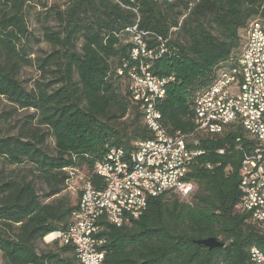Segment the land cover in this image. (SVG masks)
Returning a JSON list of instances; mask_svg holds the SVG:
<instances>
[{"label": "trees", "instance_id": "obj_1", "mask_svg": "<svg viewBox=\"0 0 264 264\" xmlns=\"http://www.w3.org/2000/svg\"><path fill=\"white\" fill-rule=\"evenodd\" d=\"M27 1L0 0V97L32 109L31 118L37 115L46 132L22 126L15 136L0 133V157L33 172L32 178H6L0 171L1 259L3 264H76L69 245L39 248L49 246L43 242L46 235L67 228L78 203L58 196L70 169L82 166L84 177L99 187L102 182L92 169L95 160L109 146L130 150L134 142L150 136L140 106L127 90L124 64L133 63L132 43H126L133 37L130 28L136 25L148 48L160 40L167 47L152 65L154 74L175 77L158 104L161 122L169 134L188 133L194 128L195 92L212 81L216 68L239 54L240 31L254 19L264 22V0H66L63 8L50 6L46 14L60 29L44 27V40L52 50L38 58V67L50 80L38 83L36 91H27L6 64L15 58L25 61V49L18 45L29 39ZM46 136L53 139V154L46 150ZM237 138L243 146L248 141L238 125L200 138L198 147L206 153L187 174L194 182L188 197L168 191L149 197L146 209L128 224L116 227L100 221L106 239L104 264H252L251 246L264 253V227L238 209L243 154L236 149ZM221 147L226 152L216 153ZM204 161L213 166L202 167ZM36 180L45 183L48 201L40 199ZM210 237L224 246L196 243Z\"/></svg>", "mask_w": 264, "mask_h": 264}, {"label": "built area", "instance_id": "obj_2", "mask_svg": "<svg viewBox=\"0 0 264 264\" xmlns=\"http://www.w3.org/2000/svg\"><path fill=\"white\" fill-rule=\"evenodd\" d=\"M133 25L130 29H135ZM160 40V38H158ZM132 47L129 58L132 64L126 67L128 94L131 100L140 106L143 113L142 123L149 132V137L132 146H139V156L122 157V146H112L113 155L120 158V170L108 176L106 189L101 195L103 208H119L120 216L107 219V224L116 227L128 224V210L144 211L147 203L142 201V192L151 191V197L168 191L188 197L194 189V182L187 177L194 160L205 154L206 150L199 148L200 138L205 137V129L227 131L239 126L247 135L245 146L240 138L236 139V149L243 152L251 148L254 163L241 160L238 169V209L247 214V220L264 227V127L261 108H264V39L257 34V24L250 22L245 30V40L239 54L234 58L239 61L242 69V84L244 92H237V86H230L231 72L220 73V80L212 82V87L204 93L195 92L194 102H197L200 112V124L203 132L183 133L176 131L169 134L165 128L152 131L148 117L144 116L145 105H152L156 98L162 96L167 87L160 86V79L175 81L174 75H157L152 71V65L159 55L167 51L164 42L155 48H148L141 35L131 39ZM145 50L144 61L136 60V52ZM243 60L253 64L251 76L243 75ZM123 70H118L122 74ZM207 106H217V114H207ZM235 112H243L244 121H235ZM145 147H153V154L148 160H140V153ZM227 147L216 150L224 154ZM218 165V164H216ZM207 169L213 166L210 161L201 163ZM100 161L95 160L93 173L97 176L103 169ZM151 169H163L161 180H144V173ZM80 197L76 207L71 211L70 222L65 230H57L48 235L50 241L57 240L60 245L73 248L76 264H104L106 250L104 241L97 239L95 216H91L90 206L94 196L93 183L84 176L80 177ZM148 182H155V189H148ZM250 187H257V194H250ZM258 264H264L258 251H254Z\"/></svg>", "mask_w": 264, "mask_h": 264}, {"label": "rangeland", "instance_id": "obj_3", "mask_svg": "<svg viewBox=\"0 0 264 264\" xmlns=\"http://www.w3.org/2000/svg\"><path fill=\"white\" fill-rule=\"evenodd\" d=\"M65 1L66 0H28L24 6V20L29 39L22 41L18 47L23 45L26 52L25 61H20L15 58V60H7L6 64L8 68H12L17 80L27 91H36V85L38 83H47L50 80V77L47 74H44L38 67V58L47 55L52 50L51 45L44 40V27L48 26L51 31H58L60 27L53 17L46 14L45 10L53 5L63 8ZM240 35L242 39L241 49L245 40V32L240 31ZM131 39H128L126 43H130ZM13 62H15V64H13ZM33 114L34 111L32 109H21L0 97V133L3 136H15L20 132L22 126L36 128L39 132H46V129L37 123V115H35L34 118H31V115ZM28 123H30V125H28ZM45 145L46 150L50 154H53L54 142L50 136H46ZM0 171L3 172V175L6 178H20V176L26 175L28 178L33 177V172L27 165L16 167L9 164L2 157H0ZM69 172L70 178L66 181L65 188L58 196H62L69 200L71 204H76L80 197V177L84 176V171L82 166H77L75 169H70ZM36 190L41 200H49L45 197L47 187L44 182L36 180ZM43 242L49 244V246L39 244L40 249H54L61 246L59 242L58 245L52 244V241H50L47 236L44 237ZM0 264H3L1 253Z\"/></svg>", "mask_w": 264, "mask_h": 264}, {"label": "bare ground", "instance_id": "obj_4", "mask_svg": "<svg viewBox=\"0 0 264 264\" xmlns=\"http://www.w3.org/2000/svg\"><path fill=\"white\" fill-rule=\"evenodd\" d=\"M251 22L257 24V34H262V38L264 39V22L260 19H254ZM130 31L133 34L132 38H137L141 34L136 32V27L135 29H130ZM139 56H141V59L138 58ZM144 58H145V50H138V52H136V60L139 59V61H144ZM227 72H231L230 86H237V92H244V85H241L242 69H240L239 67V61L237 59H234L233 61L225 62L220 67L216 68L212 81L205 87L199 89L197 93H204L205 90H209L212 87V82H218V80H220V73H227ZM252 72H253V64L250 62V60H243V75L251 76ZM167 83H168V79H160L161 87H166ZM165 96H166V91L162 93L161 97L156 98L154 100L153 106L145 105L144 116L149 118L150 128L152 131H160L161 128H165L162 125L161 112L158 108V104L162 99H164ZM191 109L193 112L192 120L194 123V128L190 132L193 131L203 132V124H200L201 112L197 102H194V97L191 103ZM207 114H217V106H207ZM261 116H263L262 127H264V108H261ZM141 117L143 121V113H141ZM235 121H244L243 112H235ZM222 133L223 131H218L215 129H205V137L221 135ZM128 150L129 149L126 150L122 146V157H129V155L139 156V146H133L129 151ZM151 154H153V147H145L140 153V160H148L149 157H151ZM242 154H243L242 160H245L246 163H254V155L253 152H251V148H244ZM97 160L100 161V164L104 166L103 169H99L97 172V177L98 179L101 180L100 183L102 182V184H100L99 187L98 186L96 187L94 185V196L92 197L90 213L91 216H95L97 239L106 240L105 236L102 234V225L100 224V221L102 220L107 221V219H114L119 217L120 209L103 208V201L101 200V195L104 194V190L106 189L108 176H112V173H118V171L120 170V158L118 157V155H113V147L109 146L105 151V153ZM162 177H163V169H151V170H147V173H144V180L156 181V180H161ZM148 189H155V182H148ZM250 194H257V187H250ZM149 197H151V191L142 192L143 203H147ZM142 212L143 211H138V210H128V218H131V220L135 219L138 216H140ZM54 232L55 231L51 232L50 234ZM48 235L46 236L47 238L50 239L51 236ZM105 243L106 241H104V245ZM254 251H258L261 258L263 259H264V253L255 245L250 247L249 260L252 262V264H258V260L257 257L255 256Z\"/></svg>", "mask_w": 264, "mask_h": 264}, {"label": "water", "instance_id": "obj_5", "mask_svg": "<svg viewBox=\"0 0 264 264\" xmlns=\"http://www.w3.org/2000/svg\"><path fill=\"white\" fill-rule=\"evenodd\" d=\"M196 243L204 245L207 248H214V247H222V246H224L223 242L217 240L214 237L196 240Z\"/></svg>", "mask_w": 264, "mask_h": 264}]
</instances>
